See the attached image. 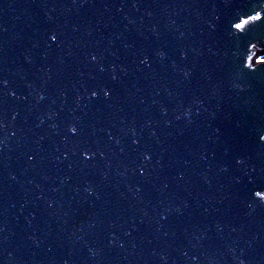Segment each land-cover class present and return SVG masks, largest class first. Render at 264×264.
I'll list each match as a JSON object with an SVG mask.
<instances>
[{"label": "water", "instance_id": "95a60500", "mask_svg": "<svg viewBox=\"0 0 264 264\" xmlns=\"http://www.w3.org/2000/svg\"><path fill=\"white\" fill-rule=\"evenodd\" d=\"M262 58L264 0H0V264H264Z\"/></svg>", "mask_w": 264, "mask_h": 264}, {"label": "snow or ice", "instance_id": "6c2138e0", "mask_svg": "<svg viewBox=\"0 0 264 264\" xmlns=\"http://www.w3.org/2000/svg\"><path fill=\"white\" fill-rule=\"evenodd\" d=\"M254 19H259V17H254ZM238 27H239V25H238ZM53 39H54V37H53ZM260 62L264 63V58H262Z\"/></svg>", "mask_w": 264, "mask_h": 264}]
</instances>
